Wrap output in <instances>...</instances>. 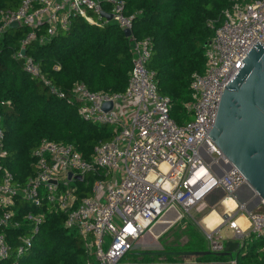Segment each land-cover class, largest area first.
<instances>
[{
  "label": "built area",
  "instance_id": "1",
  "mask_svg": "<svg viewBox=\"0 0 264 264\" xmlns=\"http://www.w3.org/2000/svg\"><path fill=\"white\" fill-rule=\"evenodd\" d=\"M104 5L109 8L106 10ZM102 12L111 14V19ZM75 16L96 25L112 21L123 31H130L127 37L132 66L123 92L93 91L82 81L71 87L80 118L111 127L112 137L99 140L87 159L72 143L42 139L32 151L34 174L19 182L4 163L8 152L0 116V262L18 264L50 211L62 213L63 225L84 238L96 264H143L122 259L168 212H177L171 225L186 215L193 217L192 211L202 214L210 207L205 197L214 188L223 190L218 201L222 204L225 198L236 200V191L246 182L235 166L224 170L222 163L227 159L208 134L222 89L249 48L257 41L264 45V0H233L223 11L205 50L203 72L192 73L191 101L185 104L190 117L181 123L170 116L171 99L159 92L154 72L146 66L152 53L151 39L137 40L132 34L134 15L127 13L125 0H20L14 9L0 8V37L11 23L26 27L13 57L21 58L24 70L38 78L51 94L65 98V93L45 77L40 63L27 54L26 47L31 41L42 44L68 30ZM53 69L57 70L58 65ZM106 102L112 104L108 110L102 108ZM213 166L222 172L221 176L216 175ZM88 175L92 176L91 183ZM85 188L89 189L88 195L82 194ZM17 199L25 200L37 211L23 215L28 232L17 237L13 248L4 228L22 225L14 217ZM223 208L221 224L204 232L211 252L219 253L224 248L219 234L223 225L232 230L240 246L250 235L264 236V211L247 212L245 204L238 202L233 210ZM237 214L246 217L247 228L237 223ZM208 262L237 264L233 258L198 261L194 257L149 263Z\"/></svg>",
  "mask_w": 264,
  "mask_h": 264
},
{
  "label": "trees",
  "instance_id": "2",
  "mask_svg": "<svg viewBox=\"0 0 264 264\" xmlns=\"http://www.w3.org/2000/svg\"><path fill=\"white\" fill-rule=\"evenodd\" d=\"M20 0H0V8L14 9ZM126 11L134 15L132 34L137 40L149 37L152 53L146 64L154 72L159 92L170 97V116L181 123L190 117L185 104L191 101L192 73H201L205 50L213 36V26L233 0H125ZM107 10L108 5H104ZM27 28H9L0 37V116L4 129V161L15 180L24 182L35 172L32 151L42 139L74 144L84 158H89L99 140L112 137L111 127L88 122L77 113L78 102L71 94L74 82L82 81L93 91L123 92L132 66L128 37L114 22L89 24L75 16L68 30L60 31L39 44L31 41L27 54L38 61L52 85L65 93L59 98L23 68V60L13 57ZM58 65L54 70L53 66ZM91 183L92 176L88 175ZM82 190V188H81ZM89 194V189L82 191ZM14 217L22 225L6 227L8 242L14 248L19 235L28 232L23 215L37 209L17 199ZM64 215L46 213L32 246L19 257L18 264H96L86 250L84 238L63 225ZM189 240L181 247L165 251L209 250L204 232L187 220ZM264 236L250 235L232 256L217 253L195 256L198 261H226L237 264H264ZM179 255H157L147 250H132L122 261L149 263L174 262ZM203 257V258H201ZM5 260L0 264H8Z\"/></svg>",
  "mask_w": 264,
  "mask_h": 264
},
{
  "label": "water",
  "instance_id": "3",
  "mask_svg": "<svg viewBox=\"0 0 264 264\" xmlns=\"http://www.w3.org/2000/svg\"><path fill=\"white\" fill-rule=\"evenodd\" d=\"M108 20L111 14L101 13ZM11 23L10 27H16ZM125 36L130 31L124 30ZM210 44V43H209ZM25 53V49L21 50ZM111 102L103 103L104 110L110 109ZM209 137L227 159L222 163L224 170L235 166L245 177L246 182L235 193L238 203H244L247 212L253 211L264 203V45L257 41L246 52V57L234 73L225 88L222 89L218 104L215 122L209 131ZM210 158H207L209 161ZM217 176H221L216 166L212 167ZM71 176V172L68 173ZM78 179L79 175L76 176ZM221 188H214L205 199L210 207L216 205L223 197ZM174 212V218L177 212ZM165 217V216H164ZM162 218V221L165 218ZM154 225L150 232L159 224ZM171 225L168 223L156 234L160 235ZM149 232V233H150ZM240 249L238 240H227L224 248L217 253L221 256H232ZM154 254L179 255L195 257L213 253L206 251H154ZM143 264H186V263H143ZM196 264H228L221 262H208Z\"/></svg>",
  "mask_w": 264,
  "mask_h": 264
},
{
  "label": "rangeland",
  "instance_id": "4",
  "mask_svg": "<svg viewBox=\"0 0 264 264\" xmlns=\"http://www.w3.org/2000/svg\"><path fill=\"white\" fill-rule=\"evenodd\" d=\"M212 209L216 210L222 217L224 208L223 205L220 203H217L216 205L209 207L202 214H198L192 211L193 217L186 215V217H183L181 220H178L177 222L172 224V226H170L168 229H166V231H163L158 236H153L150 233H145L136 243L135 250L137 251L147 250L154 252V251H165L167 248H177L183 246L189 240L188 239L189 234L187 233L188 227L186 225V223H188L187 220H190L195 225V227L205 232L207 229L204 220ZM254 210L262 212L264 211V205L261 203ZM220 230H221V237L225 239L227 226L223 225ZM157 255L163 256L162 254H157Z\"/></svg>",
  "mask_w": 264,
  "mask_h": 264
},
{
  "label": "bare ground",
  "instance_id": "5",
  "mask_svg": "<svg viewBox=\"0 0 264 264\" xmlns=\"http://www.w3.org/2000/svg\"><path fill=\"white\" fill-rule=\"evenodd\" d=\"M222 204L223 206L227 208V210L230 211L236 207L237 202L236 200L232 198L231 199L225 198ZM164 218L165 219L162 221V223L157 225L155 229H153L152 232H150V234H152L153 236H156V234L159 233L165 227L166 224L171 223L174 220V212L173 211L168 212ZM242 220L243 221L245 220L244 222H247L243 215L240 217L238 223L241 224V226H244L242 224ZM221 222H222L221 215L214 209L210 211V213L207 215V217H205V220H204V223L207 229H213L216 226L220 225Z\"/></svg>",
  "mask_w": 264,
  "mask_h": 264
},
{
  "label": "crops",
  "instance_id": "6",
  "mask_svg": "<svg viewBox=\"0 0 264 264\" xmlns=\"http://www.w3.org/2000/svg\"><path fill=\"white\" fill-rule=\"evenodd\" d=\"M242 215H239V214H237V223H238V221H239V219H240V217H241ZM244 216V215H243ZM245 217V216H244ZM245 219H246V217H245ZM245 221V220H244ZM243 220H242V224L244 225V226H242V228H247V223L248 222H244ZM246 221H247V219H246ZM246 223V224H245ZM239 224V223H238ZM227 226V225H226ZM240 226H241V224H240ZM216 227H218V226H216ZM215 227V228H216ZM214 229V228H213ZM221 229V228H220ZM219 229V234L221 235V230ZM230 239H233V240H237L234 236H233V232H232V230L227 226V230H226V238L224 239V242L225 241H227V240H230Z\"/></svg>",
  "mask_w": 264,
  "mask_h": 264
}]
</instances>
